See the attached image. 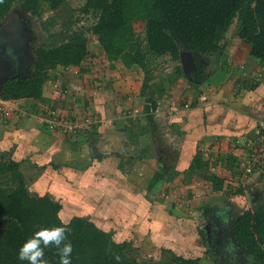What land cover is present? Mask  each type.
<instances>
[{
    "label": "crops",
    "instance_id": "0c3cea01",
    "mask_svg": "<svg viewBox=\"0 0 264 264\" xmlns=\"http://www.w3.org/2000/svg\"><path fill=\"white\" fill-rule=\"evenodd\" d=\"M233 37L234 46L224 40L221 66L197 85L188 82L192 71L184 73L180 58L166 59L171 64L152 71L149 84L156 103L151 120L144 112L140 68L115 63L97 81L86 67L58 66L45 78L42 100L0 98V155L18 162L30 193L57 201L62 197L63 207L95 216L91 220L116 242H130L139 251L194 249L200 229L218 216L203 204L220 193L241 195L227 194L235 188L226 183L244 184L264 164L258 161L250 175L240 167L257 149L252 142L262 136L264 83L261 78L254 89H245L237 79L264 74L238 71L250 59V46ZM229 73L237 76L234 81ZM59 115L71 117L79 130L48 129L44 118ZM197 150L208 163L190 171ZM210 174L222 179L221 189L213 188Z\"/></svg>",
    "mask_w": 264,
    "mask_h": 264
},
{
    "label": "trees",
    "instance_id": "16d2710c",
    "mask_svg": "<svg viewBox=\"0 0 264 264\" xmlns=\"http://www.w3.org/2000/svg\"><path fill=\"white\" fill-rule=\"evenodd\" d=\"M66 2L0 0V26L15 3L24 13L39 17L43 11L55 10ZM75 11L74 27L56 33L63 41L49 47L43 43L33 47L30 75L3 79L0 98L42 100L43 84L49 71L58 66H80L87 57V32L97 36L100 49L109 61L117 60L127 68L136 66L142 70L140 93L145 97L144 112L150 120L151 108L154 109L156 103L149 84L155 68L152 59L165 57L178 61L181 51L222 57L225 35L235 24V35L250 46L249 55L264 69V0H84ZM84 15L93 18L86 29L78 25ZM137 22L143 23V38L135 31ZM176 69L181 71L179 65ZM190 76L188 82L197 85L207 80L209 73L198 67ZM262 77L253 79L249 85L245 83L246 78H238L237 82L245 89H254ZM207 163L197 150L188 170L205 167ZM228 168L232 167L228 165ZM261 178L264 182V173ZM208 179L213 181L214 189L222 188L221 178L210 174ZM242 191L241 187H236L227 194H242ZM60 207V203L47 194L30 193L18 162L0 155V264H29L27 260L17 259L19 247L39 229L55 226L70 229L66 235L72 244L71 264H140L139 259L131 255L134 248L129 242H116L111 233L81 216L62 221ZM230 233L235 243L253 256L255 264H264V195L253 208L232 216ZM199 235L207 245L204 228ZM65 242L62 240L59 247ZM39 247L44 255L38 259L46 260L47 264H59L57 245L49 241L47 245L41 242ZM116 256L120 257L119 261ZM210 258L218 263L215 257ZM151 264H200V257L174 256L171 260Z\"/></svg>",
    "mask_w": 264,
    "mask_h": 264
},
{
    "label": "rangeland",
    "instance_id": "374dc122",
    "mask_svg": "<svg viewBox=\"0 0 264 264\" xmlns=\"http://www.w3.org/2000/svg\"><path fill=\"white\" fill-rule=\"evenodd\" d=\"M83 1L84 0H67L66 3L62 4L59 8L55 10L43 11L41 16L39 17H34L27 13H24L19 8L18 4L15 3L9 14L6 15V17L3 19L0 26V77L1 76L6 77L8 75H21L24 77L29 76L32 70V62L34 59L33 47H35L40 43L41 44L43 43L44 45L49 47L63 41L64 38L57 37L56 33H58L59 31H67L68 29L74 27L75 25L74 19L76 16L75 9L79 7L83 3ZM92 21L93 18L91 16L84 15L79 20L78 25H81L84 29H86L87 27H89ZM134 27L137 35L140 38H143L144 35L143 23L137 22L134 25ZM86 34H87V46L89 49V53L80 66L81 67L83 66V68L86 67V69L89 70L87 74L90 75L91 77L96 78L97 80L100 79V77L103 76L105 73L112 71V69L115 68L114 66L115 63H119L121 65V62L117 60H113L114 62L111 63L100 49L97 36L92 34L91 32H87ZM233 34H235V24L231 26V28L228 30V32L225 35V39L226 38L230 39V42H228L227 45L228 44L231 45L233 40L236 39L235 37H233L235 36ZM234 45L235 43H233L231 46ZM194 56H195L194 61L196 62V68L203 67V69H205V73H212L213 72L212 70H214L216 67H220L221 61L223 62L224 60V55H222V57L220 56L217 57L216 55H207V54H196ZM165 64H171L170 61L167 62L165 57L152 59V65H155L153 72L158 71L162 66H166ZM80 66H75V67L80 69ZM260 67L258 66V62L253 57L250 56L248 62L245 63L244 66L240 67V70L238 71L241 73L242 72L245 73L247 71L254 70V72L257 73V71L262 70L263 72L261 74H264V69L263 68L260 69ZM135 74L138 76L139 72H136ZM228 75L231 81H234V79L237 77V76H232L230 73ZM257 76L258 75L256 76L254 75V77ZM117 77H118L117 79H121V77H123L121 70H119V74L117 75ZM140 77H141L140 80L142 81L143 73L140 75ZM247 78L248 79L246 80L245 83L249 85L250 83L253 82L252 81L253 79H251L249 76H247ZM261 80L264 83V76L262 77ZM252 143H253L252 144L253 147H257V149H261L260 151H262V153L264 154V136H261L259 139H256V141ZM241 157H243V155ZM248 157L249 156L246 155L243 158L244 161H242L240 165V167L242 168V172L244 174H247L244 170L245 167L244 162L245 160H247ZM222 166L225 167L224 162H222L221 167ZM241 168H239L238 170H240ZM242 172L240 175H242ZM260 173L261 175L262 173H264V164L263 167H260L259 171L254 173L255 174L254 178L252 179L247 178L244 184L241 182L226 183L231 188L241 187L242 189H244L245 192H243L241 195L226 196L224 195V193L222 194L220 193L218 197L216 198L213 197L214 199L212 200V202H208V204L207 203L203 204V205H209V208H211L208 210L204 208L207 210V212L211 213V211L213 210L216 211L217 214L219 213L218 219L220 222L218 227H216L215 229L218 231V229L221 228L220 230L222 231L223 228L224 233L222 236H226V234L227 236H229L228 243H226L225 240L222 239L220 240L221 245L215 246L217 253H215L214 251L215 249L213 245L210 244L208 246L206 244L202 245L203 241H201L199 235V243L196 241L199 244V246L198 245L194 246V249H190V250L188 248V252H186V247H182L183 249L175 247L173 250L171 248L169 250L165 248L162 249L161 252L158 251V249H155L153 251L141 249L139 251V249L133 247L134 249L132 250L131 255L137 257L140 261V264H151L152 262H164L171 260L174 256L200 257L201 258L200 264H248L247 257L251 256L253 258V256L248 254L243 248L236 245V243L233 241L230 234L229 221L231 220L232 216H235L238 212L247 208H253L255 203H257V201L263 198L264 182L262 178L260 179ZM248 174L250 175L251 173ZM258 176L259 178L257 180ZM4 181L5 179H2V183H4ZM61 201H62V197L58 199V202L60 203L61 206L59 210V216L62 219V221L67 222L75 215L84 217L88 220H91V218L92 219L95 218V216L78 214V212H75L76 213L75 214L74 211L69 209L70 208L69 206L63 207ZM225 204H226V208L224 206ZM198 218L200 219L199 224L204 225V221L203 219H201L202 218L201 213H199ZM97 224H99V222H97ZM229 243H231L232 246L231 249H228L229 254L231 255V253H233L232 255H234L235 261L228 255V256H224L226 259L225 262V259L220 256V253L224 255L223 252L226 251V244L228 245ZM186 244L192 246L188 242H186ZM162 254L166 256L165 259L160 258V255ZM210 257H215L219 262L215 263ZM252 264H255L254 259L252 260Z\"/></svg>",
    "mask_w": 264,
    "mask_h": 264
},
{
    "label": "clouds",
    "instance_id": "9594fccd",
    "mask_svg": "<svg viewBox=\"0 0 264 264\" xmlns=\"http://www.w3.org/2000/svg\"><path fill=\"white\" fill-rule=\"evenodd\" d=\"M68 232H70V229L67 226L39 229L19 247L17 259L20 261L27 260L29 264H47L46 260L38 259L44 255L39 245L41 242L47 245L49 241H52L58 246L59 264H71L72 244L67 239L66 233ZM62 240L66 242L62 247H59ZM226 247L231 249V243ZM115 259L119 261L120 257L116 256ZM247 260L248 264H252L253 258L251 256L247 257Z\"/></svg>",
    "mask_w": 264,
    "mask_h": 264
},
{
    "label": "built area",
    "instance_id": "2783aa9c",
    "mask_svg": "<svg viewBox=\"0 0 264 264\" xmlns=\"http://www.w3.org/2000/svg\"><path fill=\"white\" fill-rule=\"evenodd\" d=\"M10 108V107H9ZM0 110H3L2 105H0ZM5 114L8 113V110L4 111ZM45 123L47 124L48 129L50 130H61L63 132H70V133H76L80 126L71 119V117L67 115H59L54 117H45L44 118ZM90 121V116H86L85 123ZM263 131L262 136H264V120L260 122L259 130ZM261 149H254L248 156L247 160H245V172L252 173L256 167V163L259 161L264 162V154ZM263 157V158H262Z\"/></svg>",
    "mask_w": 264,
    "mask_h": 264
},
{
    "label": "flooded vegetation",
    "instance_id": "af4514ba",
    "mask_svg": "<svg viewBox=\"0 0 264 264\" xmlns=\"http://www.w3.org/2000/svg\"><path fill=\"white\" fill-rule=\"evenodd\" d=\"M9 76H11V75H8V76H6V77H9ZM6 77H0V80H3V79H5ZM211 219L210 220H208V221H206V223H205V225H204V229H205V235L207 236V245H213L214 246V249H215V246L216 245H221L220 244V240H225V242L226 243H228V237L229 236H227V234H226V236H222L223 235V233H224V229L222 228V231L220 230V229H218V231L215 229L216 227L214 226L216 223L218 224L220 221H219V217L217 216V215H213L212 217H210ZM219 221V222H218ZM226 246H227V244H226ZM217 248V247H216ZM219 249V248H218ZM215 251V253H217L216 252V249L214 250ZM224 253V255L223 254H221L220 253V256L222 257V258H224L225 259V257L224 256H230L233 260H234V255H232L233 253H231V255L229 254V250H228V248L226 247V251L225 252H223ZM235 259H236V257H235ZM218 261V260H217ZM235 261V260H234ZM219 262V261H218ZM225 262H226V259H225ZM221 263V262H220Z\"/></svg>",
    "mask_w": 264,
    "mask_h": 264
},
{
    "label": "water",
    "instance_id": "95a60500",
    "mask_svg": "<svg viewBox=\"0 0 264 264\" xmlns=\"http://www.w3.org/2000/svg\"><path fill=\"white\" fill-rule=\"evenodd\" d=\"M180 61H181V65H182V68L185 74H188L190 71H193L196 69V63L193 61L190 51H181Z\"/></svg>",
    "mask_w": 264,
    "mask_h": 264
}]
</instances>
